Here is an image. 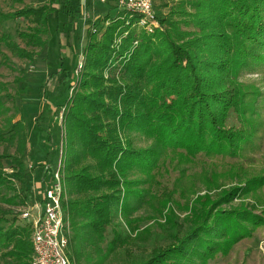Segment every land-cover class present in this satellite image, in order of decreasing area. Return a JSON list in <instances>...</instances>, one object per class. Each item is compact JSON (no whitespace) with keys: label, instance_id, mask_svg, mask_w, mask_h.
I'll use <instances>...</instances> for the list:
<instances>
[{"label":"trees","instance_id":"16d2710c","mask_svg":"<svg viewBox=\"0 0 264 264\" xmlns=\"http://www.w3.org/2000/svg\"><path fill=\"white\" fill-rule=\"evenodd\" d=\"M3 18L31 24L15 33L23 46L9 33L0 35V43L20 59L34 61L36 49L56 38L55 69L45 79L43 92L50 86L69 88L76 60L65 68L59 36H69L77 20L73 0H48ZM136 19L118 10L106 14L98 30L86 32L81 79L73 85L77 89L63 113L69 154L62 168L68 194L63 200L67 257L70 264H103L125 240L115 231L101 248L117 210H122L130 231H137L136 240L147 234L150 227L138 233L127 217L130 201L138 198L133 209L147 205L154 225L167 237L166 244L155 246L138 264H209L226 257L240 240L261 228L264 232V166L251 164L264 145V92L240 79L264 73V0H181L158 17L151 34L133 27ZM1 58L9 64L5 55ZM13 71L16 93L24 94L25 71ZM10 98L0 81V105ZM51 116L41 110L33 121L46 142L51 133L41 123ZM131 133L150 144L135 147ZM0 143L14 146L12 154L0 153V198L8 205L0 206V255L8 264H30L31 226L20 225L14 210L29 199L24 158L31 147L21 120L0 129ZM172 158L187 165L213 158L211 170L215 164L227 170L204 172V193L183 203L180 187L164 185L166 192L151 191L145 197L138 185L164 184L161 173L180 182L185 169L175 172V166H167ZM133 171L145 179H130ZM218 175L236 184L211 194L219 188ZM248 197L252 203L243 201ZM235 199L241 201L232 205ZM257 207H262L259 213ZM178 211L186 213L180 218Z\"/></svg>","mask_w":264,"mask_h":264},{"label":"rangeland","instance_id":"374dc122","mask_svg":"<svg viewBox=\"0 0 264 264\" xmlns=\"http://www.w3.org/2000/svg\"><path fill=\"white\" fill-rule=\"evenodd\" d=\"M79 1L80 0H73L75 13L77 15V20L73 24V29L69 32V36H66L64 34L65 32H61L59 36V43L63 45V50H61V52L66 56L63 62L65 68H68L69 64H72V62L75 64V60L77 68L81 57L83 59L82 63L84 62V48L87 40L86 32L89 29L98 30L103 25V17L106 14H113L116 11L114 8L112 10L110 9L111 6L114 5L113 2H111V5L107 6H102L98 3H96V5L89 3L84 10L80 7ZM179 1L181 0H153L157 21L158 17H165L170 8H175ZM47 2L48 0H0V35L3 33H9L16 43L23 46V43L15 35V33L16 31L26 30L31 24L27 20L23 19L7 20L3 18V15L22 7H39ZM178 19L182 18L178 17ZM61 20H63V16H61ZM182 28L184 29V27ZM48 37L49 34L44 38L48 39ZM55 39V37L54 39L53 37H50L48 40V47L36 49L38 55L35 57L34 61L31 62L16 57L9 51V49L0 43V81L6 83L8 92L11 95L10 99H5L0 105V129L4 131L12 122L21 120L31 147L30 151L25 154L24 158L26 169L29 172V176L27 177L29 199L26 201L24 206L14 208L15 212L17 211L18 213H20L21 210L26 209L28 204L30 205L31 202L36 203L40 201V192H38V190L36 192L32 190L31 182H37L39 186L40 180L44 177V182L47 183L51 173L57 168L58 162L61 161L64 164L65 158L69 157L68 151L66 153V148H68L66 146L67 129L64 124L63 113L66 111V106L70 103V97L74 95V92L77 89L76 87H73V85L80 81V71H82V68L77 74L75 72L73 73L74 80H70L71 84L69 88L68 85H65L64 88L59 87L58 89L50 86L48 91L45 93L43 92V83L45 79L55 69L53 68L54 60L57 56V52L55 50ZM72 53L75 58H73ZM1 55H5L7 57L9 64L6 65L1 62ZM13 68L24 69L25 71V81L28 86L24 94L16 93L17 84L14 83L13 80L17 73L13 71ZM76 79L77 81L75 82ZM240 79L246 83H255L257 87L264 92V73L246 74L241 76ZM41 110L52 114L50 119L45 118V121L41 123V126L44 128L46 127L48 129L49 127L51 133V141L49 142H46L44 139L43 131L34 126V118ZM131 137L135 147H146L150 144L148 139L137 133H131ZM4 150H7L12 154L14 152V146H10L7 143H0V153ZM253 156L254 159H256L254 160V163L253 161L251 163L254 167L259 168L261 165L264 166V145L261 152L254 154ZM231 161L234 160L231 159ZM5 163V165H7L8 162L5 161ZM41 163H43L42 166H40ZM44 163L47 165L46 174L45 171L43 172L45 167ZM198 163L196 162L195 164L187 165L184 162H176L175 158H172L170 161H167V166H175L177 168L175 172H178V170L182 168L185 169V173L180 182L173 183L174 177L169 178L167 174L161 173L162 177L160 179L164 182V184L160 182V185L154 183L153 186H149L147 182H143L138 185L139 190H143V192L147 194L145 197H147L148 193L151 191L162 193L163 190H165L166 192L164 185L167 187H177V189L180 187L183 188L185 192L184 197H178V199H180V203H183L185 199L190 200L197 194L204 193V182L202 179L203 174L204 172H209L211 170L212 164H214V159L210 158L201 164L199 161ZM225 170H227V168L219 164H215V167L211 171L224 174ZM129 178H139L144 180L145 175L133 171L130 173ZM217 182L219 184V188H216L215 191H211V194L216 193L222 188L225 189L236 184L234 180L222 175L217 176ZM15 185L16 189H18L19 186L17 183H15ZM64 187L65 195L63 200L66 201L68 194L65 181ZM40 189L42 190V188ZM3 194L5 193L3 192ZM10 195L11 193H7V196ZM252 199L253 198L248 197L243 201L252 203ZM138 200L139 199L136 198L130 201V211H127V217L132 222L133 226L138 227V233L142 229L150 227L148 233L142 235L141 238H137L136 240L135 236L137 231H130V227L128 223L125 222L121 213L122 210H117L113 215L112 224L106 229L105 239L101 244V248L103 250L105 249L106 243L113 237V232L115 231L117 235L125 240L122 244H116L115 249L110 253L103 264H138L149 256V253L155 246H163L166 244L167 237H165L160 232L161 230L154 225L153 220L151 219L153 214L147 205L143 204L133 209L135 205L138 204ZM1 201H4V199L0 198V206L8 207L7 204ZM240 201L241 200L235 199L231 204L237 205ZM224 206L228 207L229 205ZM262 207H264V204H262ZM262 207L255 208V212L259 213ZM177 213L179 214L178 217L181 218L186 212L178 211ZM19 223L20 225H25L27 223L30 224L31 219H21L19 220ZM263 233L264 232L261 228L254 233L253 237L244 238L236 243L226 257L219 256L209 264H264ZM91 256L94 261L97 260V258H94L93 253ZM8 263L9 261L0 255V264Z\"/></svg>","mask_w":264,"mask_h":264},{"label":"built area","instance_id":"2783aa9c","mask_svg":"<svg viewBox=\"0 0 264 264\" xmlns=\"http://www.w3.org/2000/svg\"><path fill=\"white\" fill-rule=\"evenodd\" d=\"M111 2L114 3L110 8L111 10L113 8L116 11L126 10L131 15L137 16L133 27L141 29L147 34L153 33L158 27L153 0H80L79 4L85 10L89 3L107 6L111 5ZM92 31L96 30L93 29ZM82 61L81 57L79 65L74 71L76 74L81 70ZM62 168L63 162L59 161L47 183L44 182V179L40 180L39 186L37 182H31L32 190L40 192V201L31 202L26 209L19 213L20 219H31L30 243L32 253L30 264H70L67 257L69 228L67 219L64 218L65 187Z\"/></svg>","mask_w":264,"mask_h":264},{"label":"crops","instance_id":"0c3cea01","mask_svg":"<svg viewBox=\"0 0 264 264\" xmlns=\"http://www.w3.org/2000/svg\"><path fill=\"white\" fill-rule=\"evenodd\" d=\"M42 179H44V177Z\"/></svg>","mask_w":264,"mask_h":264}]
</instances>
